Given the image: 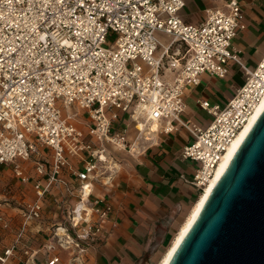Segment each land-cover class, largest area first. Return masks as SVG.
Segmentation results:
<instances>
[{
    "label": "built area",
    "instance_id": "1",
    "mask_svg": "<svg viewBox=\"0 0 264 264\" xmlns=\"http://www.w3.org/2000/svg\"><path fill=\"white\" fill-rule=\"evenodd\" d=\"M222 1L187 21L188 0H0V198H14L1 165L36 193L20 202L17 238L0 252V264L18 247L25 264H39V250L21 240L31 223L39 226L50 195L60 214L43 245L44 264H60L58 250L69 253L67 264H83L103 240L114 205L92 196L93 179L110 183L118 169L111 148L128 147L126 128L113 129L120 111L144 135L190 130L181 154L198 164L191 183L200 194L264 97V54L251 67L233 45L246 26L241 0ZM231 64L244 75L231 98L199 99L212 115L206 125L185 118L186 87L204 73L225 78ZM68 165L75 166L74 181L65 199L60 184Z\"/></svg>",
    "mask_w": 264,
    "mask_h": 264
},
{
    "label": "crops",
    "instance_id": "2",
    "mask_svg": "<svg viewBox=\"0 0 264 264\" xmlns=\"http://www.w3.org/2000/svg\"><path fill=\"white\" fill-rule=\"evenodd\" d=\"M196 0H190L196 3ZM204 5L201 10L222 0H200ZM245 11L246 26L240 29L233 40V45L240 49L248 66L254 67L264 54V0H241ZM188 4V3H187ZM200 9H197V11ZM186 16L187 14L184 13ZM193 21V13L189 15ZM236 65L231 64L229 74L219 78L209 73L202 75L197 85L187 86L185 99L187 110L185 118L197 124L206 125L212 115L199 105V99H210L224 103L234 94L236 88L243 82L244 75ZM120 117L113 121V129L127 130L128 147L126 149L111 148V155L118 164L111 182L104 185L93 179L92 196H104L114 205L113 218L106 225L103 240L90 246L84 255L83 264H151L159 263L164 253L178 233L181 225L188 216L199 197V191L191 183L196 172L197 163L182 157V149L190 142L193 134L183 127L178 131L165 133L139 132L136 122L129 113L119 112ZM78 124L84 126V121ZM152 130L156 125H152ZM133 145V148L129 147ZM119 149L118 151H116ZM75 159L72 158L71 160ZM73 162V161H72ZM32 180L36 177L33 163L27 162ZM77 168L84 166V161L75 164ZM68 165L63 169L65 180L60 184L63 198L69 199L68 190L73 186L74 174ZM5 173V181L11 184L13 197L0 198V213L6 220L0 221V252L11 245L17 238L21 223L20 202H25L36 193L32 182L22 183L14 177L11 166H1ZM56 190L55 192H57ZM198 194V195H197ZM57 198L61 196L55 193ZM60 208L56 199L49 196L45 202L43 218L38 225L31 223L22 245L29 244L39 250L35 252V260L44 264L47 254L44 242L49 238L51 225L57 221ZM116 220V225L113 221ZM176 232L170 240V235ZM169 244L160 255L162 249ZM62 256L60 264H67L69 253L58 250ZM6 264H25V255L18 247Z\"/></svg>",
    "mask_w": 264,
    "mask_h": 264
},
{
    "label": "water",
    "instance_id": "3",
    "mask_svg": "<svg viewBox=\"0 0 264 264\" xmlns=\"http://www.w3.org/2000/svg\"><path fill=\"white\" fill-rule=\"evenodd\" d=\"M168 264H264V109Z\"/></svg>",
    "mask_w": 264,
    "mask_h": 264
},
{
    "label": "bare ground",
    "instance_id": "4",
    "mask_svg": "<svg viewBox=\"0 0 264 264\" xmlns=\"http://www.w3.org/2000/svg\"><path fill=\"white\" fill-rule=\"evenodd\" d=\"M264 109V97L259 103V105L256 107L255 112L252 114L250 117L249 121L246 123V125L242 128V130L238 133V135L234 138L233 142L230 144L228 147V150L222 160L220 161L216 173L214 177L211 178L210 182H208L204 189L200 192L199 197L197 201L195 202L194 206L190 210L188 216L186 217L185 221L181 225L178 233H176V236L174 237L173 242L171 243L170 247L167 249V251L164 253L163 257L159 261L158 264H168L172 255L174 254L176 248L179 246L180 242L184 238L187 229L191 226L193 220L197 217L199 211L201 210L204 202L206 201L207 197L209 196L211 190L215 186L216 182L224 172L225 168L229 164L230 160L234 156L235 151L243 141L244 137L247 135L255 121L257 120L258 116L261 114V112ZM143 124H141L142 126ZM153 125L157 124L154 123ZM144 128V127H143ZM111 165H118L117 162L113 159L110 158Z\"/></svg>",
    "mask_w": 264,
    "mask_h": 264
},
{
    "label": "rangeland",
    "instance_id": "5",
    "mask_svg": "<svg viewBox=\"0 0 264 264\" xmlns=\"http://www.w3.org/2000/svg\"><path fill=\"white\" fill-rule=\"evenodd\" d=\"M196 3H191L190 0H188V4L185 6L184 8V13H186L187 15L184 16V18L187 20V21H193V19L189 16L190 14L193 13L194 15V19H198V20H201L204 16H205V10H201L202 6L204 5L203 3L200 2V0H196L195 1ZM197 9H200L197 11ZM183 13V12H182ZM159 35L160 37L164 40V41H168V36L165 35L164 33L162 32H159ZM240 74H242V72H240ZM121 149V148H119ZM119 149H117L116 151H118ZM198 165V164H197ZM3 166V165H1ZM198 195V194H197ZM176 232V229L174 230V232H172V234L170 235V240L173 238L174 234ZM169 244H166V246L162 249V252L160 253V255L165 251V249L167 248ZM158 259V258H157ZM157 259L152 261L151 264H156L157 262Z\"/></svg>",
    "mask_w": 264,
    "mask_h": 264
}]
</instances>
